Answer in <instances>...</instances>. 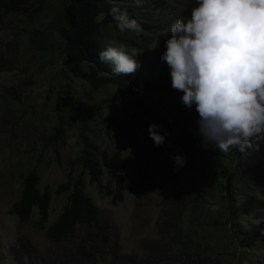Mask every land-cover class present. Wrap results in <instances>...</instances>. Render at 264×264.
I'll use <instances>...</instances> for the list:
<instances>
[{
    "label": "trees",
    "instance_id": "16d2710c",
    "mask_svg": "<svg viewBox=\"0 0 264 264\" xmlns=\"http://www.w3.org/2000/svg\"><path fill=\"white\" fill-rule=\"evenodd\" d=\"M147 2L148 0H0V17L16 16V22L26 25L25 43L34 53V58L46 61L57 58L60 61L62 68L57 72L59 81L67 77V72L78 69L83 71L91 93L115 89L114 98L105 101L111 102L110 106L104 107L110 111L111 116L109 114L102 117L103 123H108L116 122L114 115L127 103L138 110V96L146 100L153 95L167 94L171 98L183 96L181 91L172 88L170 68L161 60V56L166 51L165 41L170 36L171 25L181 17L190 19L192 9L198 6L197 0ZM136 3L143 5L136 6ZM112 6L126 9L129 17L136 19L143 31L139 34L133 31L120 32L116 22L108 14ZM166 6L170 9H166ZM155 10L157 13L166 11L161 16H154ZM154 39L158 41L155 53L153 50L150 55L152 57L155 54L159 67L153 75L148 69L145 56ZM109 41H115L117 45L124 44L129 51L134 49L140 52L134 58L140 65L134 73L114 75L111 66L99 60L98 53L108 46ZM15 64L29 69L28 61L21 62L19 58L0 54V73L15 70ZM53 73L50 71L48 74ZM28 84L29 79L21 80L19 86L26 87ZM1 93L6 103L21 102L18 88L14 86L2 87ZM177 107L173 108V114L177 113ZM6 108L0 112V124L4 130L9 129L7 124H10V120H13L12 125L20 120L16 116L18 112L7 105ZM102 108L99 105L96 109ZM141 108L147 111L145 106L142 105ZM186 110L189 112L186 122L193 121L197 124L200 117L196 106L186 107ZM139 115L137 116L148 120L151 114L148 111V114ZM154 118L162 126L178 125L175 115H172L173 120H169L167 114L162 116L157 112ZM54 120V125L50 126L42 141L48 147L60 148L64 143L66 123L64 116L57 115ZM78 121V149L70 164L79 167L80 172L73 178L70 173L67 174L55 190V194H64L65 200L58 217L45 228L46 239L53 243L63 242L73 236L77 229H89L94 224H99L98 212L83 192V176L101 194L111 196L114 203L120 202L125 187V166L119 153L107 155L97 150L86 135L88 120ZM196 143L203 150L205 164L196 157L198 166L185 175L186 183L179 180L182 184L167 195L169 205L164 212L166 218L163 224L166 229H170L168 241L153 250L150 248L154 252L151 258L142 260L129 256L125 257L124 262L112 259L110 264H264V201L260 199V196L264 197V140L258 142L259 151L252 152L248 149L251 154L247 156L238 151L223 154L210 145L204 148L203 139ZM0 149H6V146L2 145ZM176 154H179L178 151H174V155ZM183 158L185 162L188 161L186 157ZM9 159L10 156L6 162ZM22 167L26 171L19 183L18 197L11 204L8 213L19 221H26L35 209L36 225L42 230L52 196L46 188L42 191L38 189L37 164L24 161ZM17 168H21V163L16 162ZM102 169L117 175L113 185L108 180L104 186L101 185ZM156 175V168L147 159L135 166L132 194L136 200H141L152 191ZM193 179L198 186H193ZM194 188H198L197 193ZM104 233L105 231H101L100 235L103 237ZM76 262L74 264H78V259ZM53 264L56 263L53 261Z\"/></svg>",
    "mask_w": 264,
    "mask_h": 264
},
{
    "label": "rangeland",
    "instance_id": "374dc122",
    "mask_svg": "<svg viewBox=\"0 0 264 264\" xmlns=\"http://www.w3.org/2000/svg\"><path fill=\"white\" fill-rule=\"evenodd\" d=\"M149 1L151 3L153 0ZM142 5L136 3V6ZM166 9L170 7L166 6ZM165 11L157 13L155 10L153 14L161 16ZM17 19L10 15L0 17V54L19 58L21 62L28 61L29 67L25 69L15 64V70L0 73V112L6 110L7 105L18 112L16 116L20 118L15 125L10 120L7 130L2 129L0 124V148L6 146V149H0V264H53V261L56 264H74L77 263L76 259L78 264H110L112 259L124 262L125 257L129 256L142 260L151 258L154 255L152 250L168 241L170 229L163 224L166 218L164 212L169 205L167 195L178 189L189 170H195L198 166L196 157L204 164L206 160L202 148L196 143L202 140L198 125L193 121L186 122L189 112L181 100L182 96L153 95L147 100L138 96L139 104H134L138 110L127 103L121 107L124 110L119 107L118 113H113L116 122L103 123L102 117L110 114L104 107L111 105V102L105 101L114 98L115 89L91 93L83 71L78 69L67 72V77L59 81L57 72L62 68L60 61L57 58L49 61L34 58V53L25 43L26 25L16 22ZM153 41L145 59L148 60L149 71L154 75L159 66L155 54L151 57L158 40ZM133 58H137V55ZM50 71L54 73L48 74ZM28 79L26 87L19 86L21 80ZM9 86L18 88L20 103H6L2 97L1 88ZM99 105L103 108L97 110ZM142 105L146 107V112ZM175 106H178L177 113L173 114ZM148 111L151 114L148 120L139 117V114H148ZM157 112L162 116L167 114L169 120H173L172 115H175L178 125L162 126L155 121ZM57 115L65 119L64 143L60 148H51L42 139L50 126L54 125ZM81 119L88 120L86 135L97 150L107 155L119 153L125 166V187L120 202L114 203L111 196L101 194L83 176V192L95 206L99 224L89 229H77L73 236L63 242L53 243L46 239L44 232L58 217L64 204L65 195L55 194L58 184L67 174L70 173L73 178L80 172V168L72 166L70 162L78 149L77 127ZM150 124L158 125L161 135L166 134L162 145L156 146L150 138ZM174 151L179 154L174 155ZM177 155H183L188 161L183 166H177L172 159ZM144 159L156 168L157 175L152 191L141 200H136L132 194L134 169ZM24 161L37 164L38 189L42 191L46 188L52 196L42 230L37 228L35 209L26 221H19L8 213L18 197L19 183L26 171L22 167ZM16 162L21 163V168L16 169ZM116 176L102 169L101 185L104 186L107 180L112 184ZM191 182L193 186H198L195 179ZM194 191L197 193L198 188H194ZM260 199L264 201V197L260 196ZM101 231H105L103 237Z\"/></svg>",
    "mask_w": 264,
    "mask_h": 264
},
{
    "label": "clouds",
    "instance_id": "9594fccd",
    "mask_svg": "<svg viewBox=\"0 0 264 264\" xmlns=\"http://www.w3.org/2000/svg\"><path fill=\"white\" fill-rule=\"evenodd\" d=\"M191 18L181 17L170 27L161 60L170 68L172 88L181 91L186 107L196 106L203 147L220 153L247 156L264 140V0H197ZM120 32L143 31L126 9L108 12ZM124 44L109 41L98 53L114 75L132 74L138 55ZM159 126L148 133L156 146L165 141ZM172 159L183 166L181 156Z\"/></svg>",
    "mask_w": 264,
    "mask_h": 264
}]
</instances>
